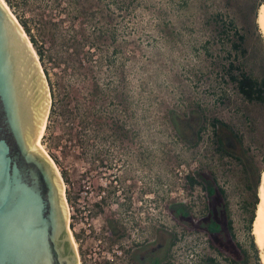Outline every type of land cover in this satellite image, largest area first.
<instances>
[{"label":"rangeland","instance_id":"obj_1","mask_svg":"<svg viewBox=\"0 0 264 264\" xmlns=\"http://www.w3.org/2000/svg\"><path fill=\"white\" fill-rule=\"evenodd\" d=\"M4 1L16 18H27L46 51L52 81L73 84L74 97L62 99L70 112L49 117L51 92L37 54L50 98V128L45 127L41 144L62 176L81 263L93 264L98 248L111 251L119 243L128 244L131 237L118 239L110 232L114 221L125 223L133 230L132 238L148 244L154 243L158 223L159 241L180 236V244L192 245L179 254L172 248L174 255L160 264L209 253L203 244L208 224L215 221V235L226 238L227 256L242 258L238 243L248 252L246 264H257L248 219L264 167V101L240 94L229 77V64L239 67L233 71L236 75L244 71L264 79V33L258 24L264 0H73V7L87 8L79 22H74L67 0L60 6L55 0H10L12 7ZM234 29L244 37L240 49L231 45ZM93 32L102 37L91 47L86 42L93 41ZM91 48L93 61L84 62L87 76L73 78L72 68L66 70L73 63L70 57L75 58L77 50L84 57ZM94 83L102 91L95 98L97 112L89 127L79 113H68L77 103L85 108L87 90ZM212 118L226 122L242 142L224 127L215 137ZM115 120L126 136H119ZM215 138L241 160L217 151ZM187 174L202 185L190 188ZM179 208L186 216L177 215ZM227 217L235 237L227 231ZM255 246L258 264H263L264 247Z\"/></svg>","mask_w":264,"mask_h":264},{"label":"water","instance_id":"obj_2","mask_svg":"<svg viewBox=\"0 0 264 264\" xmlns=\"http://www.w3.org/2000/svg\"><path fill=\"white\" fill-rule=\"evenodd\" d=\"M48 104L37 60L0 1V264H78L60 178L37 143Z\"/></svg>","mask_w":264,"mask_h":264},{"label":"trees","instance_id":"obj_3","mask_svg":"<svg viewBox=\"0 0 264 264\" xmlns=\"http://www.w3.org/2000/svg\"><path fill=\"white\" fill-rule=\"evenodd\" d=\"M62 0H55L56 4L55 5H58L60 6L61 5V2ZM136 0H128V2H131V3H134ZM9 6H13V4L10 2V0H7ZM60 2V3H59ZM263 1H261L262 3ZM54 5V6H55ZM67 5L69 7H71V9L73 10V13L76 15V19L74 20V22L76 21H81V19L83 18V14H85V11L87 10V8L81 4L79 5H74V7L72 6L73 5V0H67ZM94 13H92L93 15ZM17 18L21 24V26L24 28L25 32L27 33V35L29 36L30 38V41L32 42V45L35 49V51L37 52V54L39 55V58L43 61V64H44V71L47 75V80H48V84H49V87H50V92H51V108H50V116L51 117L52 115H59L62 117L65 116L67 114V112H70L69 110L67 109H64V107H66L68 104H67V101H66V104H62V99H65L64 97H67L69 98V101H70V97L71 95L73 96L74 92V88H72L73 84H71V81L68 82H61V80L59 81L58 79L52 81L51 79V76L49 75V72H48V68L45 64V60H44V57H45V53L46 51L44 50L42 44H40V42L38 41V39L35 37L34 34H32V31H31V26L28 24V20L27 18H24L22 17L21 15H17ZM63 20L61 19L59 22L55 21L53 22L55 25H58L62 22ZM228 26L229 27H234L233 23L232 22H229L228 23ZM92 28H95L92 26ZM221 33H225V30L221 29L220 30ZM95 33L96 32H93V34L91 35V38L90 39H93V41L91 42L90 40L88 42H86L88 46H91V47H94V45H96V41L98 38L102 37L101 34H97L95 36ZM235 35H236V40L232 41V47L234 49H240L241 48V43L244 39L243 35L242 34H239L238 31L236 29H234V32ZM115 37L113 36V39ZM95 43V44H94ZM76 56L75 58L73 57H70L72 58L73 60V63L71 64V66H67L66 67V70L69 69V67L72 68V75H73V78L74 77H77V78H80L82 76L85 77V75L87 76V71H86V65L84 64V62L86 61L87 64L89 63V65L91 64V62L93 61V53H94V48H91V50H87L85 52V55L84 57L81 56L80 57V54H79V51L77 50L75 52ZM72 55V54H71ZM50 59V57H48ZM77 59V60H75ZM84 68V69H83ZM235 69H239L238 66L234 65L233 63H230L229 64V77L236 82L237 84V88H238V91L240 92V94L245 98V99H248V100H254V99H257V100H261V101H264V96H263V89H264V79L261 80V81H258L257 79L251 77L250 75H248L246 72L244 71H240L238 75L234 74V70ZM84 71L83 73L81 72ZM76 78V79H77ZM62 90V92H61ZM101 88H99L98 84L97 83H94L92 86H90V88L87 90V92L89 93L88 95V100L87 102L85 103V108L82 109V107L77 103L75 104V109L73 110V112L71 113H68L70 114L71 116H73L74 114L76 115V112L79 113V116L78 117H82V119H86L85 120V124L87 123L88 126L90 127L91 126V121H93L94 119V113L97 112V108L95 109V98L96 96L98 95V92L100 93L101 91ZM64 94V96H63ZM74 97V96H73ZM173 121L176 125V127H179V125H177V121L175 120L174 116H173ZM205 121H206V117H204ZM91 120V121H90ZM204 121V124H202L199 129H198V134H200V132L205 128V124L206 122ZM113 123H115L116 127H117V132L119 134V136H126V131H124L125 129L123 128V126L121 124L118 123V121H113ZM209 124L212 126V129H213V133L215 134V137L217 136V130L219 129V127H224V128H229L231 133L234 134L235 138L237 139V141L239 143L242 142V138L241 136L236 133L226 122L218 119V118H212L209 120ZM85 127V126H84ZM50 128V124H47L46 125V130H49ZM58 138H60V136H58ZM215 144H216V149L217 151H220L223 155L226 154V155H233L235 156L237 159L241 160L240 156H237L233 153H231L229 150L223 148L221 145H220V142H218V140L215 138ZM53 158L57 161V158L55 157V155H53ZM264 169V167L261 169V171ZM260 171V173H261ZM186 180L188 182V186L190 188H194L196 185H202V182L196 178L195 176H193L192 174H187L186 176ZM214 183H215V187L216 189L218 190V192L220 193V195L222 196L223 200H226V194H225V191L224 189L219 186L217 183H216V179L214 178ZM209 190V193L212 194L213 191L215 190L214 187L210 186L208 188ZM254 201H253V208L251 210V213H250V216H249V219H248V232L250 233L252 231V222L254 220V217H255V208H256V204L258 202V194L255 193V196H254ZM176 213L177 215L179 216H184L187 214L186 211L182 210V208H179L176 210ZM208 229L210 231V233H215L218 231L219 229V225L217 224V222L215 221H211L209 224H208ZM226 227H227V231L229 232L230 236L231 237H235V234L233 232V223H232V220L230 217H227V220H226ZM251 235V243H252V247H253V250H254V255L256 257V263L258 264V249L256 248L255 246V243H254V239H253V236L252 234ZM238 247L241 249L242 251V258L241 259H235V258H231L229 255L227 256V259L228 261L231 263V264H246L248 262V259H249V255H248V252L246 249H243L241 248V246L237 243ZM170 262L167 261V264H169Z\"/></svg>","mask_w":264,"mask_h":264},{"label":"flooded vegetation","instance_id":"obj_4","mask_svg":"<svg viewBox=\"0 0 264 264\" xmlns=\"http://www.w3.org/2000/svg\"><path fill=\"white\" fill-rule=\"evenodd\" d=\"M119 223L120 222L118 221H114V226L113 228H110V232H116L115 236L118 239H128L129 237H131V240L128 241L127 249L125 251L126 257H128V264H160L161 260L170 257V255L172 254V248H175V250L179 254L183 253L185 251V248L191 245L187 244L183 246V244H180V236H172L169 242L159 241L158 223L154 228L155 237L151 240L154 241V243L148 244V240H139L138 238H132L134 235L133 230L130 229V227L125 228V223H122V225L124 226H121V224ZM132 227L134 228V230H136L133 223ZM208 233L209 234L205 237L206 240L203 246H207L210 251L209 253L204 254L202 252L199 255L194 256V258L192 259L183 258L185 260H182L181 258L175 264H228L226 238L221 239V237L215 235L216 232L210 233L209 231ZM76 248L77 247L75 246V249ZM231 258L235 257L231 256ZM113 264H120V257H116Z\"/></svg>","mask_w":264,"mask_h":264},{"label":"bare ground","instance_id":"obj_5","mask_svg":"<svg viewBox=\"0 0 264 264\" xmlns=\"http://www.w3.org/2000/svg\"><path fill=\"white\" fill-rule=\"evenodd\" d=\"M0 1L6 6V8L8 9V11L10 12V14L13 16V18L16 20V22L20 26V28H21L22 32L24 33V35H25V37H26V39L28 41V44H29V46H30V48H31V50H32V52H33L36 60H37V63L39 65V68H40V70L42 72V75H43L42 67L40 65V62H39L37 53L35 52L34 48L32 47V44L29 41L27 34L23 30V27L20 25L19 21L14 16V14L11 12V10L8 7L7 3L4 0H0ZM258 24H259V27H260L262 33H264V3H262L261 6H260V8H259ZM43 77H44V75H43ZM48 97H49V95H48ZM49 100H50V98H49ZM48 106H49V104H48ZM47 112H48V108H47ZM47 112H46L45 121H44L43 129H42V134L37 138V143L40 146V148L44 151V153L49 157V159L51 160V162L53 163V165L55 166V169L57 171V174H58V176L60 178V181H61V184H62V190H63V192H62L63 199H64V202H65V205H66V209L68 208L67 209V223H68V218H69L68 210H69V206L67 204L68 202L66 200V196H65V193H64V182H63L62 176L60 174V171H59L56 163L49 156V154L46 152V150L44 149L43 145L41 144V137L43 136L44 131H45V127H46ZM68 230H69V234H70L71 241H72L73 245L76 246V243L74 241L73 234H72L71 229H70L69 226H68ZM252 233H253V235L255 237V243L260 248H263L264 247V169L261 171V174H260V183H259V186H258V202H257L256 208H255V217H254V220L252 222ZM75 250L77 252V248ZM77 256H79L78 255V252H77ZM261 257H262V263L264 264V254H262ZM78 264H79V258H78Z\"/></svg>","mask_w":264,"mask_h":264},{"label":"built area","instance_id":"obj_6","mask_svg":"<svg viewBox=\"0 0 264 264\" xmlns=\"http://www.w3.org/2000/svg\"><path fill=\"white\" fill-rule=\"evenodd\" d=\"M99 244L100 241H99ZM104 247V246H103ZM127 249V244L125 242L119 243L116 246L112 248L111 251H100V248H98V252H94L93 255V264H113L114 259L116 257H120V264H128V257H126L125 251ZM79 257V256H78ZM79 264L81 263L80 257H79ZM86 264H88L86 262Z\"/></svg>","mask_w":264,"mask_h":264}]
</instances>
